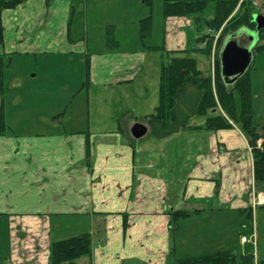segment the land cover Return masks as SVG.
<instances>
[{"label": "crops", "instance_id": "crops-1", "mask_svg": "<svg viewBox=\"0 0 264 264\" xmlns=\"http://www.w3.org/2000/svg\"><path fill=\"white\" fill-rule=\"evenodd\" d=\"M73 10V0H30L5 10L0 55L78 56L85 76L78 82L83 87L79 91L86 86L87 58L90 81L86 88L97 83L104 89L134 84L144 52L121 51L114 35L116 47L89 53L83 41L72 37ZM111 23L104 26L106 35L110 27L113 34L118 30ZM10 67L7 91L0 95V113L4 99L9 127L0 137V220L8 225L9 264H49L52 242L83 234L91 235L93 250L77 264H176L179 258L170 224L178 211L203 212L191 219L214 210L233 216L241 229L242 248L247 243H242L246 236L241 233L252 212L249 225L256 234L264 193L256 190L251 147L238 124L209 131L201 128L203 118H194L186 129L148 147L125 139L135 118L117 120V129H93L89 122L85 131L67 130V114H23L24 106H20L26 98L16 92L25 84L32 86L35 76L19 75ZM69 83L62 88L69 91ZM95 123L102 125V120ZM67 220L80 224L65 233L60 229ZM183 222L189 221H181L176 232L180 233ZM54 225L59 235H54ZM65 234L69 236L62 237Z\"/></svg>", "mask_w": 264, "mask_h": 264}, {"label": "rangeland", "instance_id": "rangeland-1", "mask_svg": "<svg viewBox=\"0 0 264 264\" xmlns=\"http://www.w3.org/2000/svg\"><path fill=\"white\" fill-rule=\"evenodd\" d=\"M252 1L255 6L254 14L264 18V0ZM109 6L112 8L115 6L116 9L110 10ZM127 6L132 7L127 9ZM152 6L151 11L142 0H73L75 13H73L72 37L77 41H83L89 53H101L107 49V35L104 26L111 22V24L117 25L118 30L114 35L120 43L121 51L142 50L144 52L141 68L133 77L135 82L132 85H122L121 87L114 85L115 88L113 89H104L102 84L98 83L91 89L84 85L85 88L79 91L83 87L78 82L85 76L80 72V68H83L84 65L82 61L77 59L78 56L71 57L61 53L56 55L43 54L41 56L40 54L36 56H12L13 63H11L10 68L15 73L25 75L28 78L35 76L32 78L34 81L32 86L25 84L21 90L16 92L18 96L23 93L26 98L25 102L22 103L23 105L20 106V109L24 106L23 114L44 116L67 114L70 123L65 126L66 129L77 128L81 131L89 129L90 124L93 129L98 126L101 127L100 129H117L119 122L116 123V121L119 119L125 122L135 118L134 121L136 122L134 123L143 122L147 115L149 116L154 112L158 104L161 64L163 61L168 62L174 57L169 50H195L198 47H207L205 50L210 52L209 40L211 38L214 39V44L210 55L205 53L206 51L193 52L191 55L198 60L199 67L205 75L213 76L214 64L217 62L225 42L222 41L221 45L218 46L217 39L221 32H213L206 26V21L213 18V4H210L200 16H188L175 20H170L173 18L166 19L163 16V0H153ZM151 15L153 16L152 35L142 43L139 36L140 21L138 22V19L148 18ZM186 20L191 22V25ZM197 35L200 37L207 35L208 40L203 39L202 44L198 46ZM148 47H160L161 50L149 49ZM0 48L2 49V46ZM162 48L165 50L163 51ZM187 55L180 54L178 56ZM249 77L252 83L254 123L264 127V51L256 54ZM68 81L70 82L68 84L69 91H66L62 86ZM44 85L46 88L43 87ZM30 93H32V97L27 98ZM235 98L239 104L240 100L237 93ZM13 102L10 100L11 104ZM14 110L13 103L10 113L14 114ZM196 118L201 119V117ZM97 120H102V125L95 123ZM144 123L146 124L145 121ZM125 128L124 130H126ZM125 139L131 144L134 142L142 147H148L151 142L159 140L151 136L149 131L145 137L139 140L134 139L127 132ZM257 216L258 229H256L255 235L252 225H249L252 223L250 220L247 221L248 227L242 230V236L245 235L248 239L252 238V242H248L243 247L244 249L240 246L239 231L241 229L236 227L237 221L233 216L224 215L214 210L199 219L187 218L189 222H183L180 233H174L176 256L185 260L221 252H231L238 256L237 264H243L240 259L243 255H254L257 260L262 261L264 260V209L258 210ZM63 224L60 230L66 233L74 226L78 227L80 221L67 220ZM56 227L58 226L54 225V235H59ZM178 227L181 228V226ZM7 229L6 220L1 219L0 264H9ZM65 235L67 236L62 237L69 236L68 234ZM58 237L55 239H60ZM33 247V245L30 246V248ZM40 258L41 255L38 256V259ZM77 262L80 263L81 261L78 260ZM170 264H174V262Z\"/></svg>", "mask_w": 264, "mask_h": 264}, {"label": "trees", "instance_id": "trees-1", "mask_svg": "<svg viewBox=\"0 0 264 264\" xmlns=\"http://www.w3.org/2000/svg\"><path fill=\"white\" fill-rule=\"evenodd\" d=\"M30 0H0V45L4 43V27L2 15L5 10L15 9ZM152 11L153 0H142ZM213 4V18L206 21V26L213 32H221L218 37V46L224 38L242 29L256 30L254 22L255 6L252 0H163V16L169 18L197 17L203 14ZM140 40L142 43L152 35L153 16L139 22ZM108 28L107 46L114 48L118 45ZM204 35L197 39L198 46L202 44ZM208 40V39H207ZM264 29L259 33V41L254 49L256 54L264 51ZM214 39L209 40L210 52ZM161 50L160 47H148ZM163 51L165 48H162ZM206 48L198 47L195 50L169 51L174 57L170 61H163L160 70V84L158 104L154 112L147 116L146 126L151 136L156 139H166L189 127L192 119L203 118L204 128L209 131H219L232 127V122L240 126L246 135L251 147L254 161V180L256 190L264 192V127L253 120V93L249 77L250 70L234 84H226L221 73L220 54L214 64V75H205L200 69L198 60L191 54L205 52ZM188 54L187 56H178ZM254 62V60H253ZM252 62V64H253ZM12 63V57L0 55V95L7 91V70ZM86 86L90 81V60L86 62ZM239 95L238 104L235 94ZM6 106L3 104L0 113V137L9 132L5 119ZM61 114L60 116H62ZM259 141L261 144L259 145ZM203 213L197 211L194 215L187 211H178L173 214L171 229L178 230L179 223L187 218ZM253 220V214L248 216ZM92 237L89 234L70 237L65 240L52 242L50 245L49 264H77V261L92 255ZM243 264H264V260H256L254 255L240 257ZM238 256L231 252H221L199 258L177 260L176 264H237Z\"/></svg>", "mask_w": 264, "mask_h": 264}, {"label": "water", "instance_id": "water-1", "mask_svg": "<svg viewBox=\"0 0 264 264\" xmlns=\"http://www.w3.org/2000/svg\"><path fill=\"white\" fill-rule=\"evenodd\" d=\"M254 22L257 24L256 30H247L250 35L248 47L239 44L237 37L241 36L242 31L231 34L224 42L220 52L221 73L226 84H234L242 78L249 70L254 60V49L259 39V33L264 29V18L260 15H254ZM148 128L144 123H133L130 127L131 136L136 139H142L146 136Z\"/></svg>", "mask_w": 264, "mask_h": 264}, {"label": "flooded vegetation", "instance_id": "flooded-vegetation-1", "mask_svg": "<svg viewBox=\"0 0 264 264\" xmlns=\"http://www.w3.org/2000/svg\"><path fill=\"white\" fill-rule=\"evenodd\" d=\"M245 30H246V32L249 31V30L247 31V29L240 30V31H242L241 36L237 37L236 39H238L240 45L248 47L251 43V42H249L250 35L248 33H246ZM227 37H226V39H227Z\"/></svg>", "mask_w": 264, "mask_h": 264}, {"label": "built area", "instance_id": "built-area-1", "mask_svg": "<svg viewBox=\"0 0 264 264\" xmlns=\"http://www.w3.org/2000/svg\"><path fill=\"white\" fill-rule=\"evenodd\" d=\"M258 144L260 145V144H261V141H259ZM242 242H243V243H248V242H250V240H249L248 238H246V237H243V238H242Z\"/></svg>", "mask_w": 264, "mask_h": 264}]
</instances>
